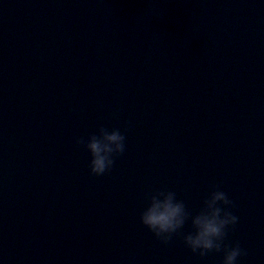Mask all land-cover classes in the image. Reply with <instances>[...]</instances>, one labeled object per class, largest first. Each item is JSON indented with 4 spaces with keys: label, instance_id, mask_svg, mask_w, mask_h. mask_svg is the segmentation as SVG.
<instances>
[{
    "label": "water",
    "instance_id": "95a60500",
    "mask_svg": "<svg viewBox=\"0 0 264 264\" xmlns=\"http://www.w3.org/2000/svg\"><path fill=\"white\" fill-rule=\"evenodd\" d=\"M217 191L238 220L201 256L184 238ZM168 196L164 242L141 214ZM236 243L264 264V3L0 0V264H223Z\"/></svg>",
    "mask_w": 264,
    "mask_h": 264
},
{
    "label": "clouds",
    "instance_id": "9594fccd",
    "mask_svg": "<svg viewBox=\"0 0 264 264\" xmlns=\"http://www.w3.org/2000/svg\"><path fill=\"white\" fill-rule=\"evenodd\" d=\"M264 3V0H261ZM101 142L92 137L87 147L91 153V172L95 175L103 174L112 164L110 154L124 150V137L118 132L105 133ZM217 201L229 205L232 202L222 191L214 192L207 202L208 211L194 218L196 231L184 238L185 244L193 251L203 256L206 252L221 251L225 230L229 225H235L238 217L231 211L225 210L221 216V209L216 206ZM184 213L182 205L173 203L171 196L163 201L154 200L141 214V222L160 240L167 242L170 234L183 223ZM223 264H238V257L244 254L238 243L231 247L223 245Z\"/></svg>",
    "mask_w": 264,
    "mask_h": 264
}]
</instances>
